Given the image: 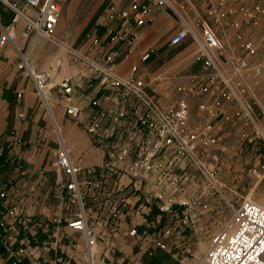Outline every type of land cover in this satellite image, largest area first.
<instances>
[{
    "label": "crops",
    "instance_id": "obj_1",
    "mask_svg": "<svg viewBox=\"0 0 264 264\" xmlns=\"http://www.w3.org/2000/svg\"><path fill=\"white\" fill-rule=\"evenodd\" d=\"M57 1L62 10L51 41L36 35L24 38L23 23L19 22L13 41L0 45V194H4L0 210L13 208L27 221L18 234L7 235L15 251L24 249L21 264H83L87 255L84 236L67 225L79 213L99 237L98 252L111 264L119 252L130 250L128 244L136 243L129 235L131 229L145 231L153 223L149 212L156 209L157 200L175 195V184L182 179L176 173L181 174L185 160L173 158L174 165L169 168L173 152L159 151L158 136L136 122L141 105H135L132 99L119 102L104 79L92 77L87 65L72 54L87 53L88 37L99 32L97 27L104 22L103 14L112 0ZM129 1L120 4L126 6ZM169 1L172 7L153 12L150 21L139 28L129 56L111 70L122 79L132 75L143 79L148 83L147 93L158 105L187 101L186 132L207 133L205 126L212 123L214 115L198 105H211L212 98H198L186 91L191 76L201 70L196 45L189 38L177 47L169 45L170 37L184 22L192 30L193 26L199 28L198 17L203 19L206 9L201 7L200 13L193 6L201 0ZM204 2L213 5L207 14L224 48L238 50L245 41L244 32L230 15L229 5H224L227 0ZM217 9L227 20L220 30L214 24L219 20L214 17ZM11 18V12L0 10V25H8ZM169 49L179 51L170 55ZM18 52L34 70L50 73L52 88L45 100L36 94L32 80L17 69ZM147 52L149 57L142 60ZM65 78H70L73 85L69 99L56 88ZM92 100L98 105H92ZM65 105L80 108L76 119L65 114ZM121 109L128 110L132 117L116 122L113 118ZM231 110L228 106L216 108L214 118H229ZM93 120L94 132H90ZM61 143L82 169L78 176L82 205L70 199L66 178L54 165L55 151ZM139 159H145L153 169H135L133 164ZM185 178L186 182L190 180L189 176ZM12 262L0 247V264Z\"/></svg>",
    "mask_w": 264,
    "mask_h": 264
},
{
    "label": "built area",
    "instance_id": "obj_2",
    "mask_svg": "<svg viewBox=\"0 0 264 264\" xmlns=\"http://www.w3.org/2000/svg\"><path fill=\"white\" fill-rule=\"evenodd\" d=\"M121 1L112 0L103 14L104 22L97 27L99 32L88 37L87 53L72 54L87 65L92 77L104 79L106 87L114 92L119 102L123 103L132 99L135 105H141L143 109L136 116V122L143 129L158 136L156 148L159 151L173 152L172 159L167 163L169 168L174 165L173 158L185 157L189 162H194L192 153L197 148L201 136L195 133L197 131L190 134L186 132L189 115L187 101L179 100L170 106L158 105L155 97L147 93L148 83L143 79L133 75L122 79L114 75L111 70L113 65L129 56L139 28L150 21L153 12L165 6L172 7V5L169 0H131L126 6H122ZM224 2L226 0H221V3ZM20 4H22L21 7ZM1 9L12 13L9 24L0 25V45H4L13 41L14 27L19 22L23 23L24 38L36 35L41 40L51 41L62 7L57 0H0ZM255 10L262 11L260 7H256ZM216 15L214 17L218 18L219 15ZM247 16L251 14L248 13ZM198 24L200 37L184 22L169 39V45L172 47L181 45L188 38L196 45L201 70L191 76L186 91L198 98L211 97V105L204 103L198 105L200 110L211 116H215L216 108L228 106L234 109L235 107L234 112L239 120L249 125L256 137L264 141V131L258 123V114L253 111L251 105L243 101V93L249 90L244 76V72L248 70V62L245 59L234 61L232 57L225 54L224 46L211 23L201 20ZM240 48L247 54L254 51L251 42L243 41ZM149 55L150 52H147L141 59L146 60ZM17 58V69L32 80L36 94L45 100L47 91L52 88L50 73L34 70L30 61L20 52ZM56 88L58 93L64 95L66 99H69L73 93L70 78L58 82ZM91 104L97 106L98 101L92 100ZM64 111L66 115L76 119L80 108L65 105ZM131 117L128 110L121 109L113 119L120 122L122 119L129 120ZM95 123L93 120L88 129L90 132H94ZM214 126L215 124L210 122L205 126L207 133L201 132L203 144L215 140L210 136ZM205 137L207 139H204ZM54 165L66 178L65 188L70 192V199L82 205L78 179L82 169L72 161L67 148L62 143L55 151ZM133 167L142 171L153 169V166L145 159L136 160ZM198 167L205 172L203 164L200 163ZM213 175V171L210 172L211 178ZM0 197L3 198L4 194L1 193ZM229 206L231 214L225 227L212 236L204 257L197 264H264V204L243 199L237 206ZM189 208V202L185 199H165L158 203V210L164 215L181 214L179 224L185 226L189 224L191 217ZM26 222V219L16 213L13 208L6 207L3 211L0 210V247L9 253L10 258H13L12 264H21L20 256L24 253V249L15 251L7 235L8 233L18 234ZM67 225L84 236L87 255L83 264H105L101 253L98 252L99 237L88 227L83 213H79L75 219L68 221ZM156 226L153 223L149 226L153 229L151 234H147L146 230L140 232L131 229L129 235L135 237L138 244L146 241L157 248H164L163 238L169 230H163L161 233L156 230Z\"/></svg>",
    "mask_w": 264,
    "mask_h": 264
},
{
    "label": "rangeland",
    "instance_id": "obj_3",
    "mask_svg": "<svg viewBox=\"0 0 264 264\" xmlns=\"http://www.w3.org/2000/svg\"><path fill=\"white\" fill-rule=\"evenodd\" d=\"M224 5H229L230 15L239 24L238 29L244 32L245 42H251L254 48L249 54L241 48L235 51L224 49L225 54L234 61L245 59L248 62V70L244 72V76L249 90L243 93V101L251 105L258 114V123L264 131V0H227ZM193 6L200 13L201 7L206 9L203 19L198 17L199 14L196 16L199 21L205 20L212 24L211 17L207 14L213 7L211 3L206 5L201 0L199 5ZM256 7H260L262 11L257 12ZM177 10L179 13L180 10ZM216 13L219 20L214 24L219 25L220 30L227 20L222 17L220 9ZM248 13L251 16H247ZM192 28L200 37V28ZM179 49H169L168 54L173 55ZM234 109L228 111L229 118L212 117L215 124L210 134L215 139L212 142L203 144L201 131H194L201 136L192 153L195 160L189 162L187 158H181L185 160V166L181 174L176 173L183 177L175 184V195L162 197L188 200L191 215L189 224L180 225L181 214L176 215L175 211L176 216L172 213L163 215L157 204L156 209L152 208L149 212V217L156 220L159 216L158 221H153L158 232L169 230L165 236L161 234L164 236V248H157L146 241V244L132 241L128 244L130 250L126 254L119 252L118 259L111 264H197L204 257L212 236L225 227L231 214L229 205L237 206L243 199L264 204V141L256 137L249 125L239 120ZM200 163L203 164L205 172L198 167ZM212 171L213 178L209 176ZM185 176H189L188 182ZM162 198L157 202L163 200ZM146 231L151 234L153 229L148 228ZM102 260L109 264L103 257Z\"/></svg>",
    "mask_w": 264,
    "mask_h": 264
}]
</instances>
